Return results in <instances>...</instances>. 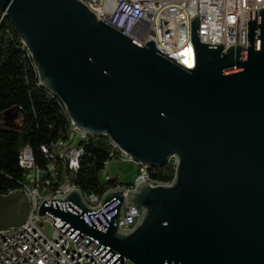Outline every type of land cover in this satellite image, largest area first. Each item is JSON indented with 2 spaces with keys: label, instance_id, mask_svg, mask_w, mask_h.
I'll return each mask as SVG.
<instances>
[{
  "label": "water",
  "instance_id": "obj_1",
  "mask_svg": "<svg viewBox=\"0 0 264 264\" xmlns=\"http://www.w3.org/2000/svg\"><path fill=\"white\" fill-rule=\"evenodd\" d=\"M0 14L70 121L149 168L177 158L169 184L114 188L97 208L74 189L38 215L99 242L103 264H264V8L245 20L244 45L226 50L199 41L197 15L193 69L80 0H0ZM125 201L141 212L130 230L118 227ZM29 209L24 193L1 195L0 231Z\"/></svg>",
  "mask_w": 264,
  "mask_h": 264
},
{
  "label": "built area",
  "instance_id": "obj_2",
  "mask_svg": "<svg viewBox=\"0 0 264 264\" xmlns=\"http://www.w3.org/2000/svg\"><path fill=\"white\" fill-rule=\"evenodd\" d=\"M98 19L110 23L134 38L146 43L150 39L155 47L176 63L188 69L195 66V52L191 41V21L198 15L199 41L205 44L230 46L244 45L245 20L256 19L258 9L264 8V0H80ZM3 17V15H2ZM238 32V34H237ZM89 135L69 120L65 138L58 139L42 151L49 159L57 158L69 172H76ZM113 147L104 162L101 179L109 181L115 161H130L137 165V174L132 184L110 185L99 192L84 193L68 179L60 180L55 164L46 166L36 163L29 146H24L18 155V164L27 171L22 193L27 197L30 209L24 223L18 227L0 231V264H103L92 252L100 245L80 232L73 241L53 225L47 215H38V209L46 198L63 199L74 189L81 193L90 208L101 205V199L111 189L134 190L141 182L151 186L164 185L152 179L149 167ZM167 162L177 163L172 155ZM120 177L118 169L117 175ZM140 209L128 204L123 207L121 230H130L140 218ZM47 226L50 231L43 228ZM50 234V235H47ZM123 264H128L126 260Z\"/></svg>",
  "mask_w": 264,
  "mask_h": 264
},
{
  "label": "trees",
  "instance_id": "obj_3",
  "mask_svg": "<svg viewBox=\"0 0 264 264\" xmlns=\"http://www.w3.org/2000/svg\"><path fill=\"white\" fill-rule=\"evenodd\" d=\"M12 106L23 112L24 125L21 130L0 126V196L22 193L27 171L19 166L18 155L24 146L32 149L37 164L53 162L58 179H68L86 194L123 185L118 176L101 179L104 162L113 150L105 136L88 137L76 172H69L57 158L45 156L42 146L65 138L69 119L60 101L38 85L37 71L20 36L9 18L0 14V119ZM174 172L172 162L149 168L152 179L162 183H170Z\"/></svg>",
  "mask_w": 264,
  "mask_h": 264
},
{
  "label": "rangeland",
  "instance_id": "obj_4",
  "mask_svg": "<svg viewBox=\"0 0 264 264\" xmlns=\"http://www.w3.org/2000/svg\"><path fill=\"white\" fill-rule=\"evenodd\" d=\"M24 125V115L21 110L16 106H12L6 109L1 116L0 126L3 128H9L13 130H21ZM120 172V181L124 185L132 184L135 180L137 174V165L130 161H115L112 165L111 174L113 176L117 175V172ZM45 231L49 232L50 228L45 226L43 228ZM50 235V234H47ZM128 264H132L128 262Z\"/></svg>",
  "mask_w": 264,
  "mask_h": 264
}]
</instances>
